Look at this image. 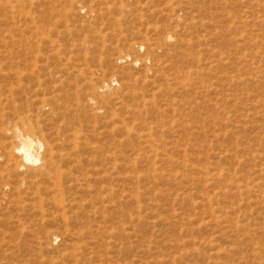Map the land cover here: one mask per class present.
Here are the masks:
<instances>
[{"label":"rangeland","instance_id":"obj_1","mask_svg":"<svg viewBox=\"0 0 264 264\" xmlns=\"http://www.w3.org/2000/svg\"><path fill=\"white\" fill-rule=\"evenodd\" d=\"M0 264H264V0H0Z\"/></svg>","mask_w":264,"mask_h":264},{"label":"bare ground","instance_id":"obj_2","mask_svg":"<svg viewBox=\"0 0 264 264\" xmlns=\"http://www.w3.org/2000/svg\"><path fill=\"white\" fill-rule=\"evenodd\" d=\"M16 137L18 140V145L15 146L13 149L17 154L20 155L21 160L23 162L22 165H25V164L35 165V164H37L40 160V155L37 152L38 150L36 148L39 145L42 146V143H40L41 141L35 140L32 137H30L29 135H27V134H25L19 130H17V132H16ZM48 155H50V154L48 153L47 156Z\"/></svg>","mask_w":264,"mask_h":264}]
</instances>
